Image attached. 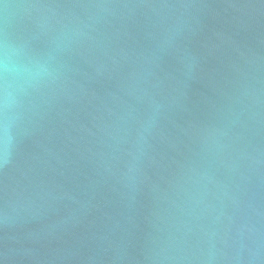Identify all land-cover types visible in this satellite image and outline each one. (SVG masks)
Instances as JSON below:
<instances>
[{
    "label": "water",
    "instance_id": "1",
    "mask_svg": "<svg viewBox=\"0 0 264 264\" xmlns=\"http://www.w3.org/2000/svg\"><path fill=\"white\" fill-rule=\"evenodd\" d=\"M4 40L0 264H261L264 0H0Z\"/></svg>",
    "mask_w": 264,
    "mask_h": 264
},
{
    "label": "clouds",
    "instance_id": "2",
    "mask_svg": "<svg viewBox=\"0 0 264 264\" xmlns=\"http://www.w3.org/2000/svg\"><path fill=\"white\" fill-rule=\"evenodd\" d=\"M14 55L7 40L0 42V154L7 156L10 142L6 135L7 122L15 104V94L22 91L23 87L38 73H28L25 77L20 73L14 62ZM248 259L260 260L259 251H249ZM264 264V260H261Z\"/></svg>",
    "mask_w": 264,
    "mask_h": 264
}]
</instances>
